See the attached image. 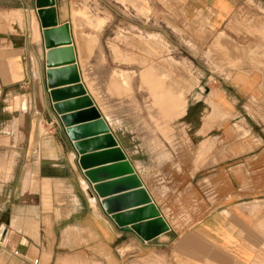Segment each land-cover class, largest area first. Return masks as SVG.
I'll return each mask as SVG.
<instances>
[{"label":"crops","instance_id":"crops-1","mask_svg":"<svg viewBox=\"0 0 264 264\" xmlns=\"http://www.w3.org/2000/svg\"><path fill=\"white\" fill-rule=\"evenodd\" d=\"M59 1L58 23L70 24L78 66L71 22ZM253 5L252 0H185V11L209 19L206 28L213 36L203 43L228 47L248 34L243 29L249 28L252 55L248 59L258 60L264 57V39L259 33L264 29V7ZM18 11L23 17L21 32L5 37L0 46V264H33L35 260L38 264H264L263 74L238 69L233 73L234 83L222 89L225 95L232 88L251 99L249 105H240L239 100L219 96L217 107L229 117L218 122L233 123L219 137L234 142L225 153H213L217 159L209 175L194 182L201 171H187L188 181L171 186L166 195L147 188L170 231L145 241L116 226L97 197L90 194L89 183L77 165L78 155L48 97L46 49L41 47L40 56L42 27L36 8L18 7L9 15L16 18ZM34 27L39 34L37 41ZM80 77L92 97L82 72ZM24 94L29 109L26 111L27 104L19 115V127H12L13 109L8 111L5 103ZM248 106L256 107L260 114L250 117L251 122L245 116L241 119V111ZM101 116L107 120L103 112ZM252 125H258L259 131H253ZM221 156H226L227 163ZM209 187L212 196L205 197ZM177 207L186 221L178 235L170 222Z\"/></svg>","mask_w":264,"mask_h":264},{"label":"rangeland","instance_id":"rangeland-1","mask_svg":"<svg viewBox=\"0 0 264 264\" xmlns=\"http://www.w3.org/2000/svg\"><path fill=\"white\" fill-rule=\"evenodd\" d=\"M125 1L60 0L59 4L71 22L82 76L96 106L107 118L109 127L112 126L145 187L155 194L166 195L171 186L179 187L188 181L187 171H201L194 182L202 175L204 178L209 175V168L217 159L213 153L218 150L225 153L234 142L219 137L224 128H232L233 123L218 122L226 120L229 114L217 107V100L222 96L239 100L240 105H249L251 98L242 92L231 88L225 95L222 89L230 88L227 86L234 83L233 73L238 69L244 72L254 69L263 74L264 79V57L248 59L252 55L248 49L249 28L243 29L248 34L228 47L208 43L213 36L206 28L209 19L203 20L201 14L187 15L185 0ZM260 2L252 0L253 7H264V0ZM18 7L35 6L33 0H0V46L5 37L21 32L22 13L18 11L16 18L9 15ZM4 9L6 11L1 12ZM81 11L87 12L93 20L76 17ZM95 19L102 20L101 26ZM259 33L264 39V29ZM33 36L35 41L39 39L37 27ZM207 38L208 42L203 43ZM149 41L160 44L163 54L153 56L147 52V48H152ZM143 42H147V47ZM38 46L41 56V47L45 49L42 31ZM161 56L172 58L183 68L178 72H184L182 75L190 79L185 86L187 91L183 90L185 83L181 84L182 91H174L163 77L149 76L150 66L159 63L157 59L161 61ZM121 74H126V81L119 80L117 76ZM180 91L185 92L183 99L187 109L184 112L180 109ZM27 104L26 111L29 109L26 94L5 103L8 111L13 109L12 127H19V115ZM258 110L248 106L241 111V119L245 116L251 122L250 117L255 119L260 115ZM252 126L253 131H259L258 125ZM237 127L245 132L243 127ZM62 130L64 132L63 127ZM220 158L227 163L226 156ZM209 190L210 187L205 189V197L212 196ZM178 208L170 219L177 235L186 227Z\"/></svg>","mask_w":264,"mask_h":264},{"label":"water","instance_id":"water-1","mask_svg":"<svg viewBox=\"0 0 264 264\" xmlns=\"http://www.w3.org/2000/svg\"><path fill=\"white\" fill-rule=\"evenodd\" d=\"M35 8L46 49L48 97L78 155L77 165L89 183L90 194L124 231L145 241L169 232L141 177L81 83L71 27L58 23L56 0H35ZM106 164L111 165L92 169ZM137 206L144 207L119 213Z\"/></svg>","mask_w":264,"mask_h":264},{"label":"bare ground","instance_id":"bare-ground-1","mask_svg":"<svg viewBox=\"0 0 264 264\" xmlns=\"http://www.w3.org/2000/svg\"><path fill=\"white\" fill-rule=\"evenodd\" d=\"M126 2V1H125ZM76 11V10H75ZM80 11V10H79ZM76 13V12H75ZM76 15V17L77 16H81L82 18H84L86 21H89L90 20V22L93 20V19H91V17L88 15V13L87 12H84V11H81L79 14L78 13H76L75 14ZM98 19H95V22L97 21ZM94 22V23H95ZM98 23H97V25L98 26H101V24H102V20H98L97 21ZM92 24V23H91ZM96 25V24H95ZM142 40V39H141ZM147 41V40H146ZM226 41V40H225ZM224 41V42H225ZM85 42V41H84ZM149 42H152V41H149ZM223 42V41H222ZM75 43V42H74ZM87 43V42H86ZM147 42H145V44H146ZM152 43H154V44H152ZM151 43V46H152V48L151 49H148L147 48V52H149V53H152L153 54V56H155L156 54L159 56V55H162L163 54V47L160 45V44H157V43H155L154 41ZM88 44V43H87ZM144 44V42H143V46L145 45ZM76 45V44H75ZM142 45V44H141ZM150 45V44H149ZM149 45H148V47H149ZM77 47V46H76ZM145 47H147V44H146V46ZM145 47H143V48H145ZM142 48V47H141ZM234 48V47H233ZM77 49V48H76ZM78 54V53H77ZM156 55V56H157ZM77 57H78V55H77ZM157 61L159 62V63H152L153 65H151L150 66V68L149 69H151V71H150V75L149 76H152V78L153 77H155L156 75H159V76H161V77H163L164 78V82L166 83V84H168V85H171V86H173L174 87V91H179V90H181L180 88H181V84H184V91H187V88L185 87L186 86V83L188 84V79L189 78H187V77H185V76H187V75H185V74H183L182 75V73H184V72H178L179 70L178 69H180L181 68V70H183V68L182 67H180V64L178 63V62H175L172 58H170V57H168V58H164V57H162L161 56V61H159L158 59H157ZM76 62H78V61H76ZM78 66H80V65H78ZM80 68V67H79ZM81 73V72H80ZM186 73H187V71H186ZM188 74V73H187ZM148 76V77H149ZM118 78H119V80L120 81H126L127 80V76H126V74H121L120 76H117ZM160 77V78H161ZM189 77V76H188ZM161 80V79H160ZM159 80V81H160ZM192 80V79H191ZM117 81V80H116ZM189 81H190V79H189ZM82 82V81H81ZM157 82V81H156ZM193 84H194V82H193V80L191 81ZM83 83V82H82ZM192 83H191V85H192ZM84 85V84H83ZM190 85V84H189ZM190 87H192V86H190ZM182 88H183V86H182ZM186 89V90H185ZM191 89V88H190ZM189 90V89H188ZM86 91H88L87 89H86ZM182 91V90H181ZM181 91H180V93H181ZM88 93V92H87ZM179 93V94H180ZM187 93V92H186ZM182 94V93H181ZM184 95H185V92L182 94V95H180L179 96V102H180V109H181V112H184L185 111V108H186V105H184L185 104V99H183V97H184ZM188 95V94H187ZM92 98V97H91ZM92 100H93V98H92ZM93 103H94V105H95V102H94V100H93ZM96 106V105H95ZM97 107V106H96ZM187 109V108H186Z\"/></svg>","mask_w":264,"mask_h":264},{"label":"built area","instance_id":"built-area-1","mask_svg":"<svg viewBox=\"0 0 264 264\" xmlns=\"http://www.w3.org/2000/svg\"><path fill=\"white\" fill-rule=\"evenodd\" d=\"M50 125L52 126L53 123H50ZM52 129H53V128H52ZM14 254H15V255H19L18 251H15ZM33 264H38V260L33 261Z\"/></svg>","mask_w":264,"mask_h":264}]
</instances>
